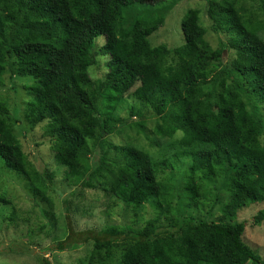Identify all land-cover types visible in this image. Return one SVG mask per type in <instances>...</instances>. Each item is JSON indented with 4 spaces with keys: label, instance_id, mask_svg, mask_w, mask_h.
I'll return each instance as SVG.
<instances>
[{
    "label": "trees",
    "instance_id": "obj_1",
    "mask_svg": "<svg viewBox=\"0 0 264 264\" xmlns=\"http://www.w3.org/2000/svg\"><path fill=\"white\" fill-rule=\"evenodd\" d=\"M198 1L213 33L226 36L217 48L199 10L184 18L183 45L154 47L166 10H140L159 0H0V90L7 78L31 83L24 123L49 137L65 182L77 186L56 217L55 171L24 151L15 134L22 120L0 96V159L48 205L34 200L40 216L31 221L0 191V220L29 226L8 253L32 254L40 234L58 232L36 263L91 245L81 264H264L238 219L264 205V117L252 103L264 105V0ZM147 117L157 121L151 135ZM125 127L144 133L153 151L141 139L110 142ZM87 191L98 192L96 202L76 206ZM97 204L108 215L121 209L123 223L84 221ZM253 222L262 225L264 210Z\"/></svg>",
    "mask_w": 264,
    "mask_h": 264
},
{
    "label": "rangeland",
    "instance_id": "obj_2",
    "mask_svg": "<svg viewBox=\"0 0 264 264\" xmlns=\"http://www.w3.org/2000/svg\"><path fill=\"white\" fill-rule=\"evenodd\" d=\"M161 5L157 6L156 4L145 5L141 8V14H155L160 10L165 11L167 13L166 23L165 25L157 31L153 36L150 37V42L154 47H158L161 45L167 46L172 49L181 46L185 43L183 31H182V23L187 15V13L191 10H199L201 25L203 28H207V40L211 43L213 48L219 47L221 43H225L227 41L226 36L223 34H214L211 30V21L207 14L206 3L198 0H159ZM99 46H103L105 44V39L100 38L97 40ZM106 55H101L99 60H102L104 65L107 57ZM232 52L230 54L227 53V57L225 59V63L229 59H231ZM106 71V65L104 66ZM15 82V85H14ZM25 78H14L10 80L7 78L6 85L3 89L0 90V96H9L10 101H12L11 114L15 119H21L22 123H18L15 128V134L20 140L24 151L30 156L31 160L34 161L36 166L44 170L45 168H49L52 171H55V189L54 193H51L50 199L53 200L54 203V213L56 217H60L65 215L66 204L65 200H68L70 193L77 188V186L68 185L64 180V172L63 169L60 168L55 162L53 155L51 154V150L49 149L50 139L49 137L43 136V132L41 130L31 131L29 127H27L24 123V106L26 101L25 86L30 85ZM23 86V87H22ZM17 89V92H16ZM252 103L254 106H258V111H260L264 117V105L259 104L258 101L254 98L252 99ZM148 122L145 123L146 133L151 135L152 130L157 124L155 119L147 117ZM133 122H136L132 120ZM139 130H131L129 127L122 128L121 131H118L115 135L110 137V142L114 144L127 143L129 141L134 142L136 139H141V143L148 149H152L151 142L144 139V133L137 134ZM261 142L264 143V132L261 135ZM67 184V185H66ZM0 191L5 194V196L16 205V208L20 210V213H23V216L31 221H34L36 216H40V208L37 206L34 200H37L41 207L45 210L48 209V205L39 201V199L34 198L32 191L27 185L24 177L20 175L18 172L8 168L5 164V161L0 159ZM0 192V194H2ZM94 194H98V192L94 193L91 191H87L84 199L77 200L76 206L80 204L81 201H84L85 204L92 205V202H96V198ZM101 194V193H100ZM228 199L227 195L222 194V200L226 201ZM73 203V204H74ZM85 207V206H81ZM222 205H218L214 210L215 218H219L221 216L220 209ZM2 208H0L1 210ZM88 209V208H84ZM150 211V209L148 208ZM264 210V205L257 206L253 205L250 208H246L241 211L238 215L239 221L246 222L247 228L246 232L243 236V241L246 245H248L251 249L255 250L258 254H260L264 259V222L261 226H254L253 217L259 211ZM121 209H117L114 212H110V215L106 214V210L97 204V208L93 211V214H89L92 217L83 219L84 221L91 220L90 223L96 222L98 220L103 223V225H120L123 223L124 218L120 215ZM151 212V211H150ZM152 213V212H151ZM73 215V213H72ZM78 215V214H76ZM29 226L26 225V228L23 222L16 221L13 223H6L0 220V264H38L36 261L39 260V256H41L42 250L51 246L56 241L58 242L63 236L59 235L58 232L53 234L52 236L46 237L45 234H40V239L37 245H33L32 249L34 250L32 254L29 255H19V254H10L8 253V249L11 246V243L16 241H22L25 235H27V228ZM60 229L61 226H60ZM24 236V237H23ZM28 243V242H26ZM33 244V243H32ZM15 245V243L13 244ZM91 250V245H85L79 249H76L73 252H51L46 255V257L51 261V264H81V261L87 257L88 252Z\"/></svg>",
    "mask_w": 264,
    "mask_h": 264
},
{
    "label": "clouds",
    "instance_id": "obj_3",
    "mask_svg": "<svg viewBox=\"0 0 264 264\" xmlns=\"http://www.w3.org/2000/svg\"><path fill=\"white\" fill-rule=\"evenodd\" d=\"M184 21V20H183ZM183 24V23H182ZM159 31V30H158Z\"/></svg>",
    "mask_w": 264,
    "mask_h": 264
}]
</instances>
